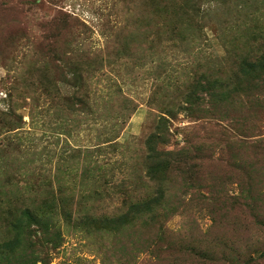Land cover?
<instances>
[{"label": "rangeland", "instance_id": "1", "mask_svg": "<svg viewBox=\"0 0 264 264\" xmlns=\"http://www.w3.org/2000/svg\"><path fill=\"white\" fill-rule=\"evenodd\" d=\"M0 264H264V0H0Z\"/></svg>", "mask_w": 264, "mask_h": 264}, {"label": "trees", "instance_id": "2", "mask_svg": "<svg viewBox=\"0 0 264 264\" xmlns=\"http://www.w3.org/2000/svg\"><path fill=\"white\" fill-rule=\"evenodd\" d=\"M162 139V138H161ZM149 152H152L154 154H162L159 153L157 151L156 148V144L151 148H149ZM157 193L160 194L159 197H152V199L149 200V198H146L144 200H140L137 199L136 201H130L127 202V209L123 212V214L119 213V214H113V217H117L116 215L119 216V218L114 222V223H110L108 227L110 228H121V227H127L129 225H131L133 222H137V221H141L143 223V225H148L150 223H154L155 219L150 218L151 216H154L157 207H159V204L157 202V200L161 199V195L163 193V191L161 190H157ZM160 198V199H159ZM124 203V202H123ZM126 203H124L125 206ZM158 205V206H157ZM52 207V206H50ZM50 207L47 206V209L45 207V205H39V206H35L33 204H30V206H28L27 212H28V217H32V219H35V221L41 222L44 226H46L51 218H49V210ZM149 216L148 220L143 219L142 218ZM107 216H105L106 218ZM155 226V225H152ZM156 227V226H155ZM160 227V226H159ZM16 247V243H14V245L9 246L8 243H6V248H8L9 250H13Z\"/></svg>", "mask_w": 264, "mask_h": 264}]
</instances>
